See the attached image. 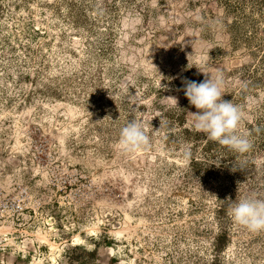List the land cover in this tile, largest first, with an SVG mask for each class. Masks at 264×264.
I'll use <instances>...</instances> for the list:
<instances>
[{
	"label": "rangeland",
	"instance_id": "374dc122",
	"mask_svg": "<svg viewBox=\"0 0 264 264\" xmlns=\"http://www.w3.org/2000/svg\"><path fill=\"white\" fill-rule=\"evenodd\" d=\"M203 72L223 74L248 152L189 126L184 84ZM133 120L150 143L126 156ZM250 195L264 199V0H0V264H264V231L228 215Z\"/></svg>",
	"mask_w": 264,
	"mask_h": 264
},
{
	"label": "clouds",
	"instance_id": "9594fccd",
	"mask_svg": "<svg viewBox=\"0 0 264 264\" xmlns=\"http://www.w3.org/2000/svg\"><path fill=\"white\" fill-rule=\"evenodd\" d=\"M209 58V55H202L193 65L197 67L207 64ZM203 73L207 76L202 82L186 81L184 84V95L189 104L198 110L190 112L189 126L196 132L203 133L208 141L216 142L236 153L248 152L252 147L251 141L239 130L243 119L242 110L230 100L222 99L225 94L223 74ZM130 86H134V79L131 76L124 81L126 89ZM172 107H178L175 98ZM149 143L145 122L133 120L122 127L117 148L121 154L133 156L146 148ZM181 154L185 164L190 163V145H185ZM228 215L235 225L251 233L264 231V199L255 195L242 197L230 206Z\"/></svg>",
	"mask_w": 264,
	"mask_h": 264
}]
</instances>
